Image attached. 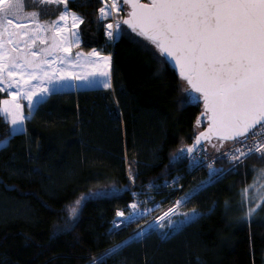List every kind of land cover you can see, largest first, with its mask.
I'll use <instances>...</instances> for the list:
<instances>
[{
  "label": "trees",
  "instance_id": "1",
  "mask_svg": "<svg viewBox=\"0 0 264 264\" xmlns=\"http://www.w3.org/2000/svg\"><path fill=\"white\" fill-rule=\"evenodd\" d=\"M103 5L68 0L67 9L83 19L79 50L112 56V89L51 93L20 134L0 115V264H264V214L235 218L263 158L221 157L226 172L211 182L206 171L188 175L185 150L207 125L203 103L187 99L186 82L132 29L122 24L112 42ZM127 12L121 3L123 19ZM8 98L0 92V105ZM230 144L202 148L214 156ZM176 177L189 195L181 208L200 216L168 236L152 230L125 242L140 223L113 229L116 213ZM175 195L155 194L149 207L165 208Z\"/></svg>",
  "mask_w": 264,
  "mask_h": 264
},
{
  "label": "snow or ice",
  "instance_id": "2",
  "mask_svg": "<svg viewBox=\"0 0 264 264\" xmlns=\"http://www.w3.org/2000/svg\"><path fill=\"white\" fill-rule=\"evenodd\" d=\"M120 2L131 8L129 18L123 23L156 47L164 58L161 63H171L179 70L180 78L188 85L185 89L189 94L187 99L203 100V115L207 117L209 126L207 131L199 134L197 144L201 139L210 140L213 136L223 141L242 142L250 132L253 137L264 138V0ZM30 3L68 7V0H0V92L16 89L9 92L11 100L2 101L0 115L10 121L13 133L23 130L26 119L20 99L28 101L30 116L31 110L53 91L44 87L45 83L56 85L76 79L91 85L98 82V78H104L103 86L111 87V57L101 56L95 49L88 53L89 57L97 58L89 61L94 71L88 74L76 76L61 69H51L57 59L60 63L68 61V56L58 57L55 53L63 51L70 56L72 44L79 46L77 32L71 33V39L60 35L67 25L58 27L59 21H67L71 16L72 26L78 28L83 19L62 11L57 21L42 24L38 12H25ZM111 9L120 11L117 0H113ZM21 14L35 24L34 31L29 30V25L15 23L10 18ZM109 15L108 5L99 8L100 19H107ZM106 27L108 38L113 39L114 25L109 23ZM115 28L119 34V23ZM13 29L26 30L19 32ZM42 32H53L51 46L34 52L32 46L38 39L41 44L47 42L39 35ZM57 36H60L59 40ZM21 40L23 48L20 47ZM49 56L53 57L51 61L47 59ZM82 56L83 53H77V57ZM37 79L40 81L39 91L31 84ZM193 93L197 95L193 96ZM187 151L192 152L193 148ZM253 151L264 157V142L257 143L254 148L249 147L248 152L235 148V153L239 155L234 154L232 159L239 161ZM262 181L264 169L258 171L253 187L264 189ZM86 199L88 196H82L75 202L76 206ZM77 207L71 209L73 215ZM131 207L136 209L137 205L133 203ZM254 211L255 208L248 214ZM172 212L174 210L165 213V217ZM116 215L121 217L124 213L117 212ZM139 235L141 233H137Z\"/></svg>",
  "mask_w": 264,
  "mask_h": 264
},
{
  "label": "rangeland",
  "instance_id": "3",
  "mask_svg": "<svg viewBox=\"0 0 264 264\" xmlns=\"http://www.w3.org/2000/svg\"><path fill=\"white\" fill-rule=\"evenodd\" d=\"M109 1H110V4L108 3V7H111V4H112L113 0H109ZM117 2H118V5L121 6L120 0H117ZM56 6L57 5H47V4L30 3L29 6H27L25 8V12L36 11L39 14V22L40 23H42V24H51L53 21H57V20H54V19H55V16H56L55 14L57 13V9H59L60 6H57L58 8ZM64 10L65 9L63 7L62 10L59 12L58 16ZM44 17L49 18V21L43 22L42 20H44L43 19ZM10 18H12L15 23H23V24L29 25V30H33V31L35 30V24L32 23L31 20L25 19L23 14H21V15H19L17 17H10ZM114 19H115V24H113L114 25V28H113V37L114 38L111 39L112 42L115 41V40H117V38L120 36V33H121V27H122L123 17L121 16V12L120 11L115 16ZM60 23H62V21H59L58 27H60V26L62 27V24H60ZM117 23H119V29H120L119 34L117 33L116 28H115V26H116ZM106 24H105V28H106V34H107L108 29L106 27ZM70 28H71V26H70ZM13 30L14 31L23 32L26 29H13ZM39 35L41 36V38L45 39L47 42L44 43V44H41L40 43V40L38 39L36 41V44L34 46H32V51H34V52H39L40 49L49 48L51 46V43H52L51 37L53 36V32H42ZM60 35L63 36L62 34H60ZM59 38H60V36H57V40H59ZM71 38L72 37H70V39ZM23 39H27V37H24ZM23 46H24L23 45V40H21L20 47L23 48ZM9 47H11V45H9ZM98 52L99 53H102L103 51H100L99 50ZM77 53H82L79 50V48L71 49V55L70 56L68 55V53H65L63 51H59V52L55 53V55L58 56V57L68 56V61L67 62L60 63V61H59V67H63L64 69H66V72L68 74H73V75L79 76V75H77L78 72L76 71V69H77L78 66H80L81 60H83L84 57H77ZM37 59H39V57H37ZM47 59L49 61H51L53 59V57L52 56H49V57H47ZM89 60L90 61H94L95 59L94 58H92V59L89 58ZM89 60H85L87 65L89 64L88 63ZM90 66L92 67L91 64H90ZM45 67L47 68V65ZM48 70L50 71V69H48ZM78 81L79 80L73 79V80H69L67 82H72L73 87H75V86L78 87V85H77V82ZM67 82H62V83L56 84V85H49V84L45 83L43 86L44 87H48V88H52L53 89L52 92H54V89H56L57 87L59 89H64L65 88L64 85ZM31 84H32V86L34 88H36L37 91L40 90V81H39V79L32 80L31 81ZM0 87H2V85H0ZM77 87H75V88H77ZM84 87L85 88H88L89 85L87 86L85 84V85H83V88ZM15 91H16V89H14V88L13 89H7L6 90V92L8 94H9V92H15ZM50 94L46 95L44 97V99L47 98ZM9 98H10L9 100L12 99V97L10 95H9ZM34 99H38V98L37 97H34ZM20 103L22 105H24L23 113H24V116L26 117V119L24 121V124L22 125V127H23V126H25L26 120L28 118H30L32 114L29 116V115H27L25 113V110L26 109H29L27 107V105H28V101L27 100L20 99ZM34 109H32V110H34ZM5 119L10 123V121L6 117H5ZM10 125H11V123H10ZM11 130H12V125H11ZM5 145H6V142L0 143V149L3 146H5ZM259 157H261V154L260 153H259ZM262 158H263V161H264V157H262ZM261 169H264V164L257 170V172L255 174V177L253 179V182L246 188L247 189V192L245 193V190L246 189L242 192V194L240 196V200H241V203H242V205H240V206L242 207V209H241V211H239L240 213L238 212V213L235 214V218L240 217V218H242L244 220L245 219L246 220H250V219L255 218L256 216H259V215H263L264 214V202H262V193H264V189H259L258 190V186L257 187H253L254 181L257 179L258 171L261 170ZM262 182H264V181H262ZM195 190H197V189H195ZM188 196L189 195H185L183 197L181 196L180 199H179V201H178V203H177V205L172 206V207H169L168 210H165L166 208L165 209H160V211L157 214H152L151 215V219L149 218V220H147V221H145L143 219V214H141V210H136L135 209L134 212L132 213L133 218L137 219L138 217H140V220L143 219V221H140L139 222L140 225L137 228L136 232L133 233V236L132 237H130L127 240H125V242L130 241L133 238L143 237L149 231H152V230H156L159 233L163 234L164 236H168L169 234H171V233L177 231L178 229L182 228L183 226H185L191 220H194V219L198 218L200 216V214L198 212H196V211H185L183 208H181L182 205H183V203L187 200L185 198L186 197L188 198ZM256 205H260V207H256ZM254 208H255V211L252 212L251 215H249L248 213L252 209H254ZM172 210H174V212H172V214H170L169 216L165 217V213H169ZM185 214H187V215H185ZM161 217H165V218L164 219H161ZM137 220H139V218ZM118 228L119 227H114L113 226V229H118ZM137 233H141V235L137 236ZM116 247H119V245H116L115 248Z\"/></svg>",
  "mask_w": 264,
  "mask_h": 264
},
{
  "label": "built area",
  "instance_id": "4",
  "mask_svg": "<svg viewBox=\"0 0 264 264\" xmlns=\"http://www.w3.org/2000/svg\"><path fill=\"white\" fill-rule=\"evenodd\" d=\"M103 3L108 5L110 4L109 0H103ZM259 128V126H258ZM253 131H256L255 129ZM260 142H264V138L261 137H253L252 133L248 135V138L244 139L242 142H237L234 141L230 144L229 147H227L225 150H223L221 153L216 154L214 156L208 155L205 150L201 147L199 148L190 158L188 161L187 165V174L188 175H194L197 172H202L206 171L208 172V176L206 179V182H211L217 179L218 177L222 176L225 172L226 169L222 166L218 165L219 158L223 157V159L232 162V163H240L245 161L246 159L250 158L253 155L258 154V152L253 151L250 153L247 157H241V160L239 161H234L232 159V156L239 155V153H235V148L239 147L241 148L244 152H248L249 147H253ZM182 177H176L173 182L171 183H156L153 185H149L146 188H144L147 192L146 197L139 198L136 197L133 202H131L128 206L127 212L124 211H119L124 213L123 216L116 218L114 227H117L116 225H119L118 227L122 226H128L134 223H139L140 221H145L151 219L152 214H157V212L160 211V209H165L168 210L169 207L177 205L180 197L184 196V190H185V185L181 183ZM143 189H140L138 193H141ZM137 193V194H138ZM161 193H171V194H176L173 199L170 201V204L163 208L162 204L155 205L154 207H149L151 203L154 202L155 200V194H161ZM135 203L137 205L136 210H141V214H143V219L139 220L133 218L132 213L134 212L135 209L131 207V205ZM147 205V206H144ZM131 214V216H130ZM122 224V225H121Z\"/></svg>",
  "mask_w": 264,
  "mask_h": 264
},
{
  "label": "crops",
  "instance_id": "5",
  "mask_svg": "<svg viewBox=\"0 0 264 264\" xmlns=\"http://www.w3.org/2000/svg\"><path fill=\"white\" fill-rule=\"evenodd\" d=\"M118 6H119V8H120V12H121V6H120V5H118ZM103 7H105V5H104ZM64 11H67V12H69V13H73V14L79 16L77 13H75V12H73V11H70L69 9H65ZM108 11L111 12V15H109L107 19H111V21L108 22L107 24H109V23H111V24H115V19H114V18H115V16H116L119 12L112 10L111 7H108ZM79 17H80V16H79ZM80 18H81V17H80ZM99 18H100V16H99ZM43 19H44V20H42L43 22H45V21H49V18H47V17H44ZM58 19H59V16H56L54 20H58ZM81 19H82V18H81ZM107 19H100V20H101V21H105V20H107ZM70 23H71V24H70ZM60 24H62V27H64L65 25H67L66 30H65L63 33H61L63 36H69V39H70V37H71V33H72V32H77V33H78L79 46H77L76 44H72L71 49L80 48L81 43H82L81 35H80V26H81V24L79 25L78 28H74V27L72 26L71 16H69V18H68L67 21H62V23H60ZM107 24H106V25H107ZM69 25L71 26V28H70ZM60 27H61V26H60ZM96 51L98 52V50H96ZM91 52H92V51H91ZM100 54H101V56H110V57H111V67H110V72H111V87H107L108 89H111V88H112L113 59H112V56H111V55H104V54H102V53H100ZM83 55H84V56H82V57H84V59L81 60L80 66H78L77 69H76V71L78 72L77 75H79V76H80V75L88 74V73L92 72V70L94 71L93 66H92V67L90 66L91 63H89V61H90L89 58H90V59L94 58L95 60L97 59L96 57H89L88 54H84V53H83ZM85 60H89V61H88V63H89L88 65L86 64V61H85ZM84 62H85V63H84ZM91 65H92V64H91ZM87 66H88V67H87ZM86 67H87V68H86ZM90 67H91V68H90ZM51 69H61V70H63V71L66 72V69H64L63 67H59V59H57L56 62L53 63V64L51 65ZM51 69H50V71H51ZM66 73H67V72H66ZM103 79H104V78H98V82L89 85L88 88H85V87L83 88V85H85V84L82 83L81 81H78V82H77L78 87L75 86V87H77V88L73 87L72 82H67V83L64 85V86H65L64 89H59V88L57 87L56 89H54V92L76 91V90H81L82 88H83V89L106 88V87L103 86ZM87 86H88V85H87ZM62 88H63V87H62ZM54 92H52V93H54ZM9 99H10V98H8L7 100H9ZM45 99H46V98H45ZM45 99H43V100H45ZM41 102H42V101H41ZM41 102H40V103H41ZM36 107H37V106H36ZM36 107H35V108H36ZM33 111H34V110H31V113H33ZM22 128H23L22 131H16L15 133H13V131H12V133H13V134H20V133H23V132L25 131V126H23Z\"/></svg>",
  "mask_w": 264,
  "mask_h": 264
},
{
  "label": "water",
  "instance_id": "6",
  "mask_svg": "<svg viewBox=\"0 0 264 264\" xmlns=\"http://www.w3.org/2000/svg\"><path fill=\"white\" fill-rule=\"evenodd\" d=\"M141 2L142 3H148L149 2V0H141ZM131 11V8L128 6V12H127V14H126V16L124 17V19H128L129 17H128V13ZM123 19V20H124ZM122 24L125 26V27H127V28H129L128 27V25H126V24H124L123 23V21H122ZM129 29H131V28H129ZM170 65L172 66V68L178 73V75H179V70L177 69V68H175L171 63H170ZM185 82V81H184ZM187 84V83H186ZM201 101H202V103H203V100L201 99ZM203 108H204V105H203ZM206 122H207V125L205 126V128L201 131V132H204V131H207V129H208V126H209V121H208V119H206ZM258 127V126H257ZM200 132V133H201ZM199 133V134H200ZM251 133V132H250ZM249 133V134H250ZM199 134L197 135V137L199 136ZM248 134V135H249ZM197 137H196V139H195V141H194V143L190 146V147H188L187 149H189V148H193V151L192 152H188L187 151V149L185 150V153L188 155V157L190 158L199 148H201V147H204L206 144H209V143H211V142H213V141H222V142H225V143H232V142H234V141H223V140H220V139H218L217 137H215V136H213V137H211V139L210 140H204V139H201V141H200V143L199 144H197Z\"/></svg>",
  "mask_w": 264,
  "mask_h": 264
}]
</instances>
